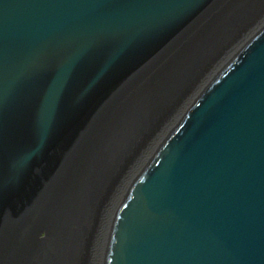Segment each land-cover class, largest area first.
Returning <instances> with one entry per match:
<instances>
[{"label":"water","instance_id":"water-1","mask_svg":"<svg viewBox=\"0 0 264 264\" xmlns=\"http://www.w3.org/2000/svg\"><path fill=\"white\" fill-rule=\"evenodd\" d=\"M0 264H264V0H0Z\"/></svg>","mask_w":264,"mask_h":264}]
</instances>
